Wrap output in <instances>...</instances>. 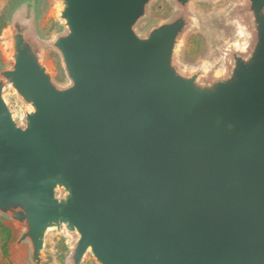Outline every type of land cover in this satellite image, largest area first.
Segmentation results:
<instances>
[{"label": "water", "instance_id": "obj_1", "mask_svg": "<svg viewBox=\"0 0 264 264\" xmlns=\"http://www.w3.org/2000/svg\"><path fill=\"white\" fill-rule=\"evenodd\" d=\"M61 1L71 84L54 83L23 14L0 81V212L25 226L34 264L62 227L79 234L69 264L89 250L98 264H264V0H248L251 56L210 86L173 65L184 17L141 38L150 0ZM7 85L33 107L25 127Z\"/></svg>", "mask_w": 264, "mask_h": 264}, {"label": "rangeland", "instance_id": "obj_2", "mask_svg": "<svg viewBox=\"0 0 264 264\" xmlns=\"http://www.w3.org/2000/svg\"><path fill=\"white\" fill-rule=\"evenodd\" d=\"M63 8L61 0H0V81L6 82L1 73L13 69L15 64L13 37L20 26L19 16L23 14L21 23L27 28L33 52L54 83L62 89L71 84L54 46L59 36L68 33L61 19ZM180 17L187 20V25L178 37L173 65L182 76L198 75L199 85L210 86L231 77L235 54L245 59L251 56L257 31L248 0H191L185 6L177 0H150L134 31L139 37L146 38L155 28ZM4 97L17 124L25 127L26 116L33 107L11 85L6 86ZM57 194L62 197L64 191L59 189ZM0 218L14 228L11 255L4 257L0 247V264H34L30 241L18 242L25 226L1 212ZM78 240L79 234L66 227L49 229L42 264H65L72 257ZM82 263L98 264L90 250Z\"/></svg>", "mask_w": 264, "mask_h": 264}, {"label": "trees", "instance_id": "obj_3", "mask_svg": "<svg viewBox=\"0 0 264 264\" xmlns=\"http://www.w3.org/2000/svg\"><path fill=\"white\" fill-rule=\"evenodd\" d=\"M66 75L65 69L63 68ZM14 235V228L9 225L5 219L0 218V247L4 257L11 255V243ZM65 264H68L65 262Z\"/></svg>", "mask_w": 264, "mask_h": 264}]
</instances>
